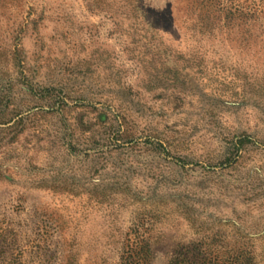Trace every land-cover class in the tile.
I'll use <instances>...</instances> for the list:
<instances>
[{
	"label": "rangeland",
	"instance_id": "374dc122",
	"mask_svg": "<svg viewBox=\"0 0 264 264\" xmlns=\"http://www.w3.org/2000/svg\"><path fill=\"white\" fill-rule=\"evenodd\" d=\"M140 241L264 264V0H0V264Z\"/></svg>",
	"mask_w": 264,
	"mask_h": 264
},
{
	"label": "trees",
	"instance_id": "16d2710c",
	"mask_svg": "<svg viewBox=\"0 0 264 264\" xmlns=\"http://www.w3.org/2000/svg\"><path fill=\"white\" fill-rule=\"evenodd\" d=\"M224 253L220 256L216 248L203 243L177 244L167 264H256L240 247H232ZM150 254L149 242H128L123 245L121 259L124 258L123 264H148Z\"/></svg>",
	"mask_w": 264,
	"mask_h": 264
}]
</instances>
